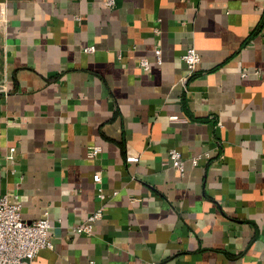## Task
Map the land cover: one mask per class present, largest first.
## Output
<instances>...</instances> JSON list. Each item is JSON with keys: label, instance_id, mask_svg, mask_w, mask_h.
I'll use <instances>...</instances> for the list:
<instances>
[{"label": "crops", "instance_id": "1", "mask_svg": "<svg viewBox=\"0 0 264 264\" xmlns=\"http://www.w3.org/2000/svg\"><path fill=\"white\" fill-rule=\"evenodd\" d=\"M107 1L0 0V196L48 220L33 264H264V0Z\"/></svg>", "mask_w": 264, "mask_h": 264}, {"label": "built area", "instance_id": "2", "mask_svg": "<svg viewBox=\"0 0 264 264\" xmlns=\"http://www.w3.org/2000/svg\"><path fill=\"white\" fill-rule=\"evenodd\" d=\"M113 4L114 0L106 2L108 6ZM0 19H3L2 13H0ZM84 51L91 53L94 51V47H87ZM156 54L158 55L159 51H156ZM182 61L188 70V77L193 76L200 61L195 49L188 48L182 55ZM139 63L144 70L148 69V64L145 60H141ZM100 151L99 147H93L89 150L88 155L96 158ZM13 153L14 149L11 148L9 158H12L11 155ZM180 157L181 155L177 150L170 149L168 151V158L172 166L181 172L183 165ZM199 158H191V164L196 166ZM93 181L95 183L100 182L98 173L93 176ZM20 211L21 204L17 200V196H13L12 201L7 195L0 196V264H33L35 257L41 250L53 248L48 220L39 219L29 223L23 220ZM103 211L104 206H100L85 222L73 228V233L90 234L92 232V224L101 219Z\"/></svg>", "mask_w": 264, "mask_h": 264}]
</instances>
